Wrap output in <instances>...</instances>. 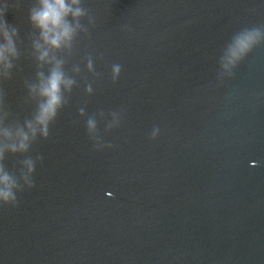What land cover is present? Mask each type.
Returning <instances> with one entry per match:
<instances>
[{
	"label": "water",
	"instance_id": "obj_1",
	"mask_svg": "<svg viewBox=\"0 0 264 264\" xmlns=\"http://www.w3.org/2000/svg\"><path fill=\"white\" fill-rule=\"evenodd\" d=\"M5 2L20 59L0 89L23 122L35 110L34 0ZM83 6L94 23L63 54L76 86L28 154L35 186L0 206V264H264V44L231 75L220 63L235 34L264 28V0ZM22 159L5 165L19 174Z\"/></svg>",
	"mask_w": 264,
	"mask_h": 264
},
{
	"label": "clouds",
	"instance_id": "obj_2",
	"mask_svg": "<svg viewBox=\"0 0 264 264\" xmlns=\"http://www.w3.org/2000/svg\"><path fill=\"white\" fill-rule=\"evenodd\" d=\"M10 10L9 3L0 4V82L12 78L14 61H19L20 52L17 47L18 29L9 26L6 14ZM29 23L32 26V55L37 62L35 81L26 82L28 99L35 105V110L29 118L21 122L12 119L11 112L5 104V95L0 89V206H16L17 193L23 192L25 186L33 188L35 161L28 155L32 146L40 139L49 138L50 127L55 123L60 111L68 103L67 95L76 86L74 76L65 71L66 59L63 54L70 55L77 38L81 33H88L89 24L94 18L83 6V0H34L28 12ZM264 44V28H245L235 34L221 57V67L227 75L243 61L254 48ZM45 68L47 72H45ZM87 69L95 73L91 57L87 60ZM80 68L74 66L73 72L80 74ZM121 75V67L112 66V79L115 82ZM92 93L91 86L87 87ZM81 117L85 116L80 109ZM103 115V114H101ZM113 122L109 129L119 125V118L112 114ZM87 132L93 139L98 138L97 121L95 117L87 119ZM157 132H153L155 138ZM24 157L19 174L9 171L5 165L6 158Z\"/></svg>",
	"mask_w": 264,
	"mask_h": 264
}]
</instances>
